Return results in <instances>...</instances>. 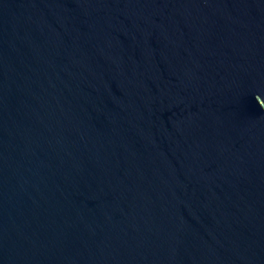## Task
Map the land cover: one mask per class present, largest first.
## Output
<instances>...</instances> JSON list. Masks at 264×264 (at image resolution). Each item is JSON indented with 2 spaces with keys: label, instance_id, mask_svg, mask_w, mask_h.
Wrapping results in <instances>:
<instances>
[{
  "label": "water",
  "instance_id": "95a60500",
  "mask_svg": "<svg viewBox=\"0 0 264 264\" xmlns=\"http://www.w3.org/2000/svg\"><path fill=\"white\" fill-rule=\"evenodd\" d=\"M0 264H264V0H0Z\"/></svg>",
  "mask_w": 264,
  "mask_h": 264
}]
</instances>
